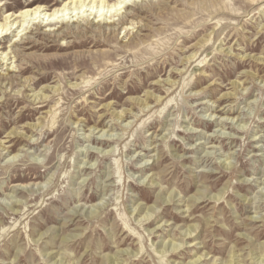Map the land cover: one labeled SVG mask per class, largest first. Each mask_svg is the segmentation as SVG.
I'll list each match as a JSON object with an SVG mask.
<instances>
[{
  "label": "rangeland",
  "instance_id": "1",
  "mask_svg": "<svg viewBox=\"0 0 264 264\" xmlns=\"http://www.w3.org/2000/svg\"><path fill=\"white\" fill-rule=\"evenodd\" d=\"M5 1L0 14L63 0ZM129 18L114 37L31 25L9 53L0 264H264V0H159ZM147 93L160 100L132 101Z\"/></svg>",
  "mask_w": 264,
  "mask_h": 264
},
{
  "label": "bare ground",
  "instance_id": "2",
  "mask_svg": "<svg viewBox=\"0 0 264 264\" xmlns=\"http://www.w3.org/2000/svg\"><path fill=\"white\" fill-rule=\"evenodd\" d=\"M6 3L7 2L5 0H0V6H6ZM157 5H159V0H63L61 4L31 5L28 3L26 5H23V7H21L18 11L5 10L2 14H0V38L4 36L6 37L13 32L14 34H12L11 36L13 38H16V37L18 38L17 40H13V44L9 46V52L6 50H3L2 52H0V61L4 60L5 65H6L5 69L7 70V73H5L4 76L0 75V84L3 83V80H1L2 77L7 78V76L9 75V72L14 71V68H17L18 66V65H14L15 60L13 61L11 60L10 62L7 63V60L11 58H16L15 54L13 56H8L9 53H17L20 47L19 43H21L26 38H31V37L35 38V36L32 35L31 30H30L31 25H35L36 30H39L42 27H44L45 29L42 31L41 35L43 37L46 36V37H52L55 39L56 38L63 39L69 34L82 35L83 33H86V32H97V33L105 32L107 34H110L112 37H114L115 34L119 31V29L121 28L127 29V31L130 29L129 26L133 24L132 21L134 19L129 18V17H132L133 15H137V12H140L143 10H150L152 7L157 6ZM127 19L130 20V23L126 22ZM81 21H84V25L81 23ZM218 23L219 21L216 22V26ZM208 36H211V33ZM210 40L211 38L210 39L208 38V39H204L203 41L207 43ZM195 55L196 53H192L191 55H188L186 57L187 59H190V58L195 57ZM106 57H110V55L106 54ZM254 59L256 61H261L262 63H264L263 57L257 56V57H254ZM194 61H196V63L194 64V66L196 67H199V66L203 67L207 63L205 57L199 59V56H197ZM91 79L92 78H90L87 81H84L86 84L83 87L90 86ZM7 84H9V82ZM232 84L234 85V88H236L237 86L238 87L240 86V84L237 82H233ZM77 85L78 84H73V86H77ZM52 90L56 92L58 91V88L54 87V89L52 88ZM31 96H32V101L36 100L37 103L43 102L47 98L46 94H43L42 92H39V91L32 93ZM151 97H153V99L156 102L160 100V97L153 96V94L147 93L144 98L137 97V98H134L132 101L137 104L142 105V107H147L148 99H150ZM170 101H172V98L168 99L166 104L169 103ZM105 106H108V105H105ZM123 112L125 111L123 110V111L116 113L115 119L118 120L119 118H121L123 116ZM228 120L229 118H222L220 120L222 121L220 122V124L230 123L233 120V118H231L229 121ZM29 126L35 127L36 124L33 123V124H30ZM11 134L20 135V132L19 130L13 129L9 131L7 135L9 136ZM0 146L3 149L5 148L1 143H0ZM14 157H17V154L14 155L12 158ZM221 194L222 193H220V195ZM171 195L172 194H168L166 196L167 197L166 200H165V197L164 199L163 197H160V198L162 201L164 200L168 202L167 199H170ZM212 198H214L215 200H219L220 196L219 197L213 196ZM189 206L191 205L186 204L187 208H189ZM119 215H121L122 217V214H119ZM149 216L150 215L148 214V212H146L144 217L148 219ZM124 219H122L123 220L122 222L124 226L126 227V229L124 228V231L125 232L130 231L129 234L130 235L133 234L132 232L133 230H131L128 227V224L126 223L128 219H125V221ZM196 227H197L196 225L188 226L186 230L187 233L190 234L191 229L195 230ZM184 234L186 233L184 232ZM161 247L162 249L160 251H164L169 248L173 251V250H176L179 247V245L174 242H171L167 244L166 243L162 244ZM200 257L201 255L196 257L192 261L188 262L187 264H198ZM233 257H234V254H232L229 260H227V262H225L224 264H238L239 260L234 261ZM260 259H262V261L264 260L263 258H260ZM114 260H115V257H110L106 260V263L112 264Z\"/></svg>",
  "mask_w": 264,
  "mask_h": 264
}]
</instances>
